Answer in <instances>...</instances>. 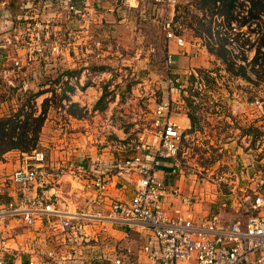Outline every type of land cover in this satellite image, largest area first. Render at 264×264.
<instances>
[{
  "label": "crops",
  "instance_id": "1",
  "mask_svg": "<svg viewBox=\"0 0 264 264\" xmlns=\"http://www.w3.org/2000/svg\"><path fill=\"white\" fill-rule=\"evenodd\" d=\"M113 7V10L119 8L118 5ZM165 44L182 81L186 79L184 74L188 68H207L210 54L205 46L192 44L181 49L173 41H166ZM2 72L5 73L0 70V76ZM28 81L30 83V78ZM85 88L83 93L78 94L77 91L66 98L84 108L79 116L67 111L53 117L49 113L46 115L39 141L45 161L39 168L40 176L31 192L32 196L45 194L62 213L80 220H74L72 225L82 223L83 233L64 232L58 220L45 213L39 214L32 228L26 227L18 217H1L0 257L7 264H149L143 248L148 244L153 250L159 248L149 229L139 224L127 225L111 211L114 202L129 201L134 194L133 178L124 180L117 177L115 165L136 153L137 141L149 140L154 128L155 110L153 113H114L118 98L108 104L105 111L94 110L103 88L96 82ZM172 90H167L163 99L175 102L174 106H182V93ZM4 102L0 100V113L4 111ZM238 111L214 113L205 119V124L197 120L195 113H190L195 118L193 125L188 113L183 110L168 113L186 136L177 158L162 161L156 171V178L162 183L165 195L163 207L171 214L178 209L185 219L199 221L217 215L224 226L231 223L221 218L227 198L230 200L233 197L230 192H235L231 187L234 183L231 174L239 167H247L251 172L262 163L259 160L261 141L258 137L262 113ZM145 114L147 119L142 120ZM109 120L112 127L108 124ZM138 120L142 121L137 123ZM190 147L205 149L208 163L201 164L198 155L189 152ZM214 150L218 153L216 157ZM188 152V160L192 163L185 159ZM24 160L25 153L18 151L0 154V207L19 201L20 191L9 181V177ZM219 165L222 166L219 171L224 172L226 177L221 187L216 185L213 175L217 174L213 170ZM202 172L209 173L210 178ZM101 178L107 179V184L99 194L94 183ZM173 190H178L179 194H173ZM183 197H192V205H184ZM259 213L264 216V208Z\"/></svg>",
  "mask_w": 264,
  "mask_h": 264
},
{
  "label": "rangeland",
  "instance_id": "2",
  "mask_svg": "<svg viewBox=\"0 0 264 264\" xmlns=\"http://www.w3.org/2000/svg\"><path fill=\"white\" fill-rule=\"evenodd\" d=\"M67 1L0 0V3H3L0 6V70L5 72L0 76V97L7 99L3 103L4 111L0 113V118L12 117L17 114L12 112L20 108L24 112L20 113L22 122L32 119L31 115L39 116L40 113H30L29 105L23 106V103L38 92L44 93L35 100L32 97V101L40 107L44 99H49L46 115L49 113L52 117L58 116L65 113L64 111L76 115L83 113L84 108L77 106L72 99H59L65 84L74 88V91L65 92L66 96L74 95L77 91L78 94L83 93L88 84H101L103 91L106 88L108 92L107 102L99 105V108L105 107L102 111L116 98L119 102L113 109L114 113H153L158 104H175L171 100L163 99L170 89L165 81L166 40L159 21L151 15V5L147 2L149 0L144 2L141 11L119 5V8L115 7L111 12H107L114 6L111 5V0H103L100 8L94 4V0H90L87 7L83 8L82 14L73 11L68 13L65 5ZM180 2L183 14L181 25L186 42L189 46L211 45L206 33L200 34L201 38L197 36L198 30L206 32L210 19L208 7L205 11H200L194 9L193 3V9H188L185 4L187 0ZM242 3L243 0H237L238 6ZM238 6L233 9L234 15L239 11ZM197 16L204 19L201 28ZM221 22L222 18L218 17L211 26L215 31L225 34L223 37H226L227 42L224 49L231 53L227 56L236 63L234 67L237 68L244 64L240 60L242 54L239 38L240 32L246 29L239 30L235 24L226 27ZM252 37L250 36L251 44L254 42ZM254 54V50L247 53V62L253 59ZM261 59L264 61V56ZM102 67V70L98 69ZM246 68L249 70L248 75L255 79L256 85L235 76L236 71H227L221 60L210 55L207 68L198 69L204 77V87L201 90L199 86H190L189 79L183 81L186 93L182 95L192 102L194 108H188L184 101L180 107L184 112L195 113L197 120L200 119L202 124L214 113H239L238 110H245L244 113H262L258 137L261 141L259 160L264 163V84L258 82L259 79L250 71L249 65ZM256 70L260 73L261 67L257 66ZM262 73L264 75V69ZM194 92L198 94L195 95ZM27 115H30V118ZM144 119H147L146 114L142 116V120ZM35 127V124H32L31 130ZM7 131H10V128ZM155 131L153 128L150 135ZM16 133H19L18 129ZM41 148L38 142L37 150L40 151ZM198 150L201 151L197 153ZM198 150L190 147L189 152H195L201 164L208 163L209 159L204 155L205 149ZM216 151L214 150V157L218 155ZM246 151L247 149L244 150ZM188 153L185 159L192 163L188 160ZM221 168L219 165L213 171L219 175L224 173L219 171ZM209 173L202 172V175L208 176ZM217 174H213L214 178ZM243 184L242 190L230 192L233 197L226 200L227 206L221 218L227 223L236 219L243 220L249 215L243 205V198L252 197V192L245 182L241 181L242 187Z\"/></svg>",
  "mask_w": 264,
  "mask_h": 264
},
{
  "label": "built area",
  "instance_id": "3",
  "mask_svg": "<svg viewBox=\"0 0 264 264\" xmlns=\"http://www.w3.org/2000/svg\"><path fill=\"white\" fill-rule=\"evenodd\" d=\"M89 1L68 0L65 5L68 13L73 11L82 14ZM149 1L151 15L159 21L165 40L173 41L181 49L186 48L189 44L185 40L181 25L183 14L180 0ZM144 2L111 0L110 3L141 11ZM103 3V0H94L98 8ZM185 4L189 9H193V0H187ZM2 5L3 3H0V6ZM112 8L108 11H112ZM234 24L237 25L233 22L230 26ZM239 46L241 48V41ZM244 48L248 49V46ZM165 66L166 83L170 89H177L185 94L186 87L175 71L173 57L168 53L165 57ZM184 76L191 80L190 86H199L200 90L204 87V77L198 69L190 67ZM181 110L180 106L173 107L168 102L158 104L154 111L153 125L156 129L154 134L147 141L144 139L137 141L136 153L115 165L117 177L124 180L133 178L134 194L129 201L114 202L111 205L112 213L127 225L139 224L152 232L159 248L153 250L150 244L143 248L150 260L149 264H264V216L259 213L264 208V163H260V168L251 172L247 167H239L231 174L234 177V183L231 184L233 191L242 190L244 186L242 187L241 181H244L252 192V197L243 198V205L249 211V215L243 220L236 219L224 226L217 215H210L193 221L183 218L178 209L173 210L171 214L163 207L165 195L162 183L156 178V171L162 161L177 158L186 137L179 125L168 116L171 111ZM108 124L112 127L110 120ZM44 161L45 155L38 150L25 153V160L9 177V181L18 187L21 196L19 201L9 202L0 207V218L18 217L26 227L32 228L39 214L45 213L56 218L64 232L83 233V224L77 222L76 225H72L77 219L62 213L56 203L45 194L32 196V187L40 176L39 168ZM225 178V174L220 173L214 181L221 187L225 184ZM106 184L107 179L101 178L94 183V187L100 194L105 190ZM172 193L177 195L179 191L173 190ZM182 202L186 206H191L193 199L183 197ZM0 264L7 262L0 257Z\"/></svg>",
  "mask_w": 264,
  "mask_h": 264
},
{
  "label": "trees",
  "instance_id": "4",
  "mask_svg": "<svg viewBox=\"0 0 264 264\" xmlns=\"http://www.w3.org/2000/svg\"><path fill=\"white\" fill-rule=\"evenodd\" d=\"M79 2V0H70ZM194 9L205 11L208 7L210 10V19L207 23L206 32L203 30H198L197 36L202 33H206L208 38L211 41V45H208L207 51L208 53L218 59L221 60L222 63L227 67V71H231L235 73V76L241 77L242 79L256 85L254 83L255 79H252L248 74L249 70L246 68L247 65L250 67V71L255 73L254 76L256 79L258 78L260 83L264 84V75L262 73L264 69V61H262L261 57L264 56V0H243V3L239 6L237 5V0H193ZM238 6V13L234 15L235 7ZM188 8V7H187ZM186 8L187 11H189ZM204 9V10H203ZM192 14V12H191ZM222 18V25H226L229 27L233 22H236L238 28L241 30L245 28L246 31L241 32V36L239 40L241 41V51L242 54L240 56V60L244 62V64L239 65L237 68L234 67V62H232L227 54H231L230 52L224 49L225 43L227 42L226 37H223L225 34L221 32L215 31L212 28L211 23H215L216 18ZM197 18H199L197 16ZM198 23L201 26L204 24L202 23L204 19L199 18L197 19ZM250 36L254 39V42L250 43ZM248 46V49L244 47ZM250 46V47H249ZM252 48V49H251ZM250 50H254V57L250 62H247L248 55L247 53ZM260 55V56H259ZM261 67V72L259 73L256 70V67ZM100 70L102 68H98ZM191 81V80H190ZM74 88L69 87L67 84L64 86V90L61 93L59 99L67 98L65 95L66 91H73ZM172 89H170L171 91ZM174 93L177 92L181 94V91H177V89L172 90ZM44 92H38L33 94L27 102L23 103L24 105L30 106V113H40L39 116L31 115L32 119H28L27 121H21L22 114L24 113L23 109L20 108L18 111L12 112L17 113L12 117L0 118V154H4L9 151H19L22 153H31L33 150H37L38 142H39V134L41 132V128L45 121V113H47L46 106H48L49 99H44L41 103L40 107H37L35 101H32V97L35 100ZM197 95V92H194ZM182 95V94H181ZM55 96V94H54ZM108 92L106 88H104L103 94L100 97L99 101L97 102L94 110L102 111L105 107L99 108V105L104 101L107 102ZM182 95L183 101L186 103L188 108L193 109L192 102L185 98ZM6 101L7 99H1ZM106 105V104H105ZM11 105H9L10 107ZM70 113V111H68ZM187 113V112H185ZM75 116H79V114H74ZM30 115H27L29 117ZM188 116L191 119L192 125L195 123V118L188 112ZM30 118V117H29ZM22 122V123H21ZM32 124H35V128L31 130ZM10 128V131H7ZM19 130V133H16V130ZM14 140V141H13ZM8 144V146H5Z\"/></svg>",
  "mask_w": 264,
  "mask_h": 264
}]
</instances>
